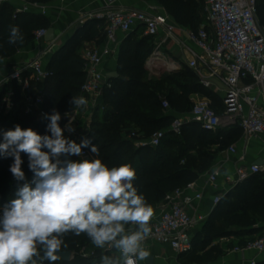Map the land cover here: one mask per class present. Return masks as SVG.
<instances>
[{
    "label": "trees",
    "instance_id": "16d2710c",
    "mask_svg": "<svg viewBox=\"0 0 264 264\" xmlns=\"http://www.w3.org/2000/svg\"><path fill=\"white\" fill-rule=\"evenodd\" d=\"M24 1L43 5L51 0ZM157 2L181 26L196 30L201 25L200 21H204L201 0ZM9 3L0 5V60L28 46L34 40L36 30L47 29L51 25L50 19L44 14L33 11L14 12ZM256 15L259 24L264 27V0H256ZM13 26H18L23 33V44L7 43ZM104 36V20L91 18L78 25L71 38L53 52L47 64L51 75L45 80L43 88L46 114L50 115L53 109L60 114L71 110L73 105L69 101L72 96L79 95L84 81V60L75 50L83 41L100 42ZM152 48L151 37L144 35L140 28L131 31L122 40L117 57V76L108 77L110 85L102 91V102L93 112L87 134V138L97 145L99 156L94 157L90 149H87L95 159H101L109 168L130 164L136 171L134 186L153 207L167 193L196 180L210 166L212 146L221 143L223 136L219 128L210 132L196 122H188L183 125L179 135L167 134L158 146L134 145L136 138L130 137L134 128L137 127L141 136L148 139L154 131L169 125L174 117L173 112L181 114L190 110L192 103L189 96L192 93L201 92L212 98L211 91L200 84L196 73L186 65H182L180 70L150 77L145 62ZM24 74L27 75L28 71ZM14 88V106L7 113L11 118L0 121V142H3V132L14 129L16 125L23 129L32 128L41 135L46 134V126L50 121L46 116L37 120L35 115L25 114L20 88L17 85ZM33 94L30 86L26 95ZM162 96L169 102L168 110L161 106ZM100 108L102 116L97 118ZM2 112L0 103V115ZM21 158L26 181H31L33 173L28 168V157L21 153ZM61 159L80 160L77 156ZM12 163L11 157L0 156V213L5 204L16 198L18 186L25 182L13 178L9 170ZM263 223L264 171L252 174L226 192L215 204L201 229L191 237V249L178 254V257H185L186 262L211 261L222 254L216 245L206 249L214 239L253 234L262 230L260 224ZM63 239L68 247L62 250L70 251L71 258L68 261L58 259L51 264H101L103 255L116 258L109 250H95L91 255L82 256L79 244L91 241L86 234L75 236L68 233ZM42 257L43 251L40 250V258L34 259L41 264H50Z\"/></svg>",
    "mask_w": 264,
    "mask_h": 264
},
{
    "label": "built area",
    "instance_id": "2783aa9c",
    "mask_svg": "<svg viewBox=\"0 0 264 264\" xmlns=\"http://www.w3.org/2000/svg\"><path fill=\"white\" fill-rule=\"evenodd\" d=\"M10 1L0 0V5ZM201 1L204 22L196 30L169 21L167 14H152L136 8L108 9L92 15V18L104 20L105 44L85 50L82 54L84 81L77 97L83 96L88 103L75 113L71 112L73 115L70 119L76 127V131L70 136L73 140L80 143L82 138L87 137L92 114L99 105L98 100L102 98L103 89L110 85L102 70L104 59L112 52L110 43L116 41L117 32L127 35L138 28L152 39L153 48L145 62L150 74H157L156 71L160 69L172 72L181 67V62L170 55L173 45L179 49L186 60V66L196 73L204 88L222 92L223 108L221 113L217 112L211 106L209 98L202 97L191 104L188 112L175 115L167 127L154 131L147 140H141L137 145L158 146L167 134L179 135L183 125L188 122H196L202 129L210 132L216 131L220 126L238 125L247 137L264 132V104H261V100L264 101V27L257 19L256 0ZM29 6L39 5L26 4L17 9V12L28 11ZM45 32L46 29L43 28L36 30L34 39L43 37ZM58 46L57 41L50 40L34 58L14 66L4 76L0 81L1 109L10 111L13 108L14 85H17L23 98L24 113L35 115L37 120L46 116L42 90L35 89L33 95H26L31 84L29 76L24 72L32 71L35 82L44 83L51 72L44 67L43 58L53 53ZM160 100L162 108L168 110V100L163 96ZM229 150L234 151V146H229ZM82 152L79 159H95L87 148ZM262 171L264 157L261 163L241 164L232 173H223L220 168L213 169L208 172L206 182L216 187L219 176H222L225 188L231 189L252 174ZM194 188L196 185L192 181L166 194L158 216L152 217L150 221L152 232L144 241V247L148 242L168 244L177 255L191 249L189 230L198 220L190 211L202 197L200 191L193 195L186 193L188 189ZM223 194L213 197L214 205ZM106 250L111 251L116 258L120 257L118 250L108 246ZM235 250L261 253L264 251V233ZM121 262L123 263L122 260ZM140 263L138 259L135 261V264ZM249 264L256 262L252 259Z\"/></svg>",
    "mask_w": 264,
    "mask_h": 264
},
{
    "label": "clouds",
    "instance_id": "9594fccd",
    "mask_svg": "<svg viewBox=\"0 0 264 264\" xmlns=\"http://www.w3.org/2000/svg\"><path fill=\"white\" fill-rule=\"evenodd\" d=\"M24 39L18 26L11 27L8 44H23ZM69 103L75 113L88 101L72 96ZM45 115L50 121L46 134L20 125L3 132L0 156L13 159L9 168L13 178L25 182L0 213V264H37L38 246L42 259L51 264L68 247L63 239L68 233L86 234L97 248L119 251L118 258L103 255L101 264L147 260L150 252L143 244L152 232L154 210L134 186L135 169L130 164L109 168L99 158L62 160L80 157L85 148L98 157L99 149L87 137L80 143L70 138L76 131L72 119L62 128L58 111ZM21 153L28 157L31 181L22 170Z\"/></svg>",
    "mask_w": 264,
    "mask_h": 264
},
{
    "label": "crops",
    "instance_id": "0c3cea01",
    "mask_svg": "<svg viewBox=\"0 0 264 264\" xmlns=\"http://www.w3.org/2000/svg\"><path fill=\"white\" fill-rule=\"evenodd\" d=\"M9 4L12 10L17 12V9L21 8L23 5H29L30 3L24 0H11ZM128 8H136L152 14H167L169 16L164 7L161 6L157 0H51L46 4L36 7L29 6L28 11L42 13L50 19V27L53 29L54 35L53 40L57 41L59 46H61L71 38L75 28L86 20L91 19L92 15L99 12H104L108 9ZM169 21L176 23L170 16ZM125 36L126 35L117 32L116 41L114 43H110L112 52L104 59L102 63V70L106 76L108 73L117 72L116 66L119 47ZM48 42L49 41L44 39V36L38 40L34 39L28 46L20 49L14 55L1 59L0 74H3V77L0 79V81L14 66L24 64L34 58L40 50L47 46ZM104 44L105 36L100 42L83 41L75 50V52L82 56L85 50L99 47ZM171 49L170 55L175 60L180 61L182 65H186V60L183 56H181L179 49L177 47H173V45ZM52 54L53 53H50L43 58L44 67L47 68V64L49 63ZM182 65L177 70H180ZM5 68L6 72L4 73L3 70ZM147 72L150 77L153 76L148 70ZM27 75L30 78L31 89L33 91L35 89H41L43 92L45 82L36 83L34 80V74L30 70L28 71ZM156 77H158V75ZM214 83L216 84V82ZM210 91L212 93V98L207 97L201 92H196L192 93L189 96V99L192 101L191 103H193L202 97H207L209 98L210 103L215 108V110L221 113L223 108L221 103L222 92L220 90ZM101 102L102 98L98 100V104ZM261 104H264L263 100H261ZM72 108L70 111L61 114L62 128L64 124L68 122L70 116L73 115L71 114ZM3 112L8 113L9 111L3 110ZM173 115L175 116L178 114L173 112ZM218 130H221L223 139L221 143L212 146L213 157L210 166L204 172L200 173L197 179L194 180L196 188L188 189L186 191V193L190 195H193L199 191L202 192L201 199L195 202L193 209L190 211L191 215L196 220H198L197 223L189 230L191 237H193L201 229L203 222L214 208L215 205L213 204V197L220 193L225 194L230 190L225 188L222 176H219L216 187H212L211 185L207 184L206 178L208 172L212 171L213 169L220 168L221 172L223 173H232L237 166L241 164L248 165L258 163L264 157V132L254 137H247L244 135L243 131L238 125L220 126ZM131 133L134 135V137H136V140L134 141L135 146H138L137 142L141 140H147L141 136V133L137 127L134 128ZM65 135L67 136V133H65ZM231 145L234 146V151L229 150V146ZM162 201L152 207L154 210L153 217L158 216ZM260 225L262 226V230L256 232L259 233L258 237L264 233V223ZM254 235L255 233L214 239L206 247V249L212 245H216L222 250V254L211 261H205L201 263L191 261L186 262L185 257H178V255L168 244L161 245L148 242L145 246V249L148 250L150 255L154 257L153 264H249V261L252 259L255 260L256 264H264V251L257 253L255 251L235 250L236 247L242 245L240 242L250 241L258 238H250ZM140 264H145V261H141Z\"/></svg>",
    "mask_w": 264,
    "mask_h": 264
},
{
    "label": "rangeland",
    "instance_id": "374dc122",
    "mask_svg": "<svg viewBox=\"0 0 264 264\" xmlns=\"http://www.w3.org/2000/svg\"><path fill=\"white\" fill-rule=\"evenodd\" d=\"M204 21L203 20H201L200 21V24H202ZM140 36V35H139ZM4 71V73L6 72V68L3 70ZM172 72H174V71H172ZM156 73L157 74H152L153 76L152 77H156L157 75H158V77L159 76H161L162 74H166V73H171V72H167V71H163L162 69H160V70H158V71H156ZM3 77V74H0V79ZM161 95H163V94H161ZM192 101L190 100V103H191ZM102 109L100 108L99 109V112L97 113V118H101V116H102ZM11 117H10V115L9 114H7L6 112H2V114L0 115V121H2V119L3 120H5V121H8L9 119H10ZM130 137H134V135L132 134V133H130ZM136 138V137H135ZM258 235H259V233H255V235L253 236V237H250V238H256V237H258ZM79 245H81L80 246V254L82 255V256H86V255H91L92 254V252L93 251H95V250H100V251H106V249H107V246L104 248V249H99V248H97L91 241H88V242H83L82 244H79ZM38 250H42L41 248H40V246H38Z\"/></svg>",
    "mask_w": 264,
    "mask_h": 264
},
{
    "label": "water",
    "instance_id": "95a60500",
    "mask_svg": "<svg viewBox=\"0 0 264 264\" xmlns=\"http://www.w3.org/2000/svg\"><path fill=\"white\" fill-rule=\"evenodd\" d=\"M53 29L51 27L46 29V32L44 34V39L46 41H50L53 39ZM117 76V72H111L107 74V77H116ZM258 163H261V161H259ZM60 255V260L63 261H68L71 258V252L68 250H61V253H59ZM153 259L154 257L152 255H150V257L145 260V264H153Z\"/></svg>",
    "mask_w": 264,
    "mask_h": 264
}]
</instances>
